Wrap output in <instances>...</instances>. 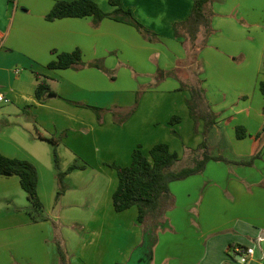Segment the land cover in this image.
<instances>
[{"label":"crops","instance_id":"1","mask_svg":"<svg viewBox=\"0 0 264 264\" xmlns=\"http://www.w3.org/2000/svg\"><path fill=\"white\" fill-rule=\"evenodd\" d=\"M56 1L0 0V93L10 100L0 103V154L36 166L38 193L44 216L49 218L34 221L35 210L20 178L0 175V264H59L54 223L62 231L72 264H122L141 243L142 231L136 207L122 212L114 209L118 177L109 164L130 165L135 148L140 145L148 154L155 144L169 143L174 129L169 124L174 111L141 115L142 104L147 97L154 100L162 94L178 99L182 121L175 129L182 134L187 125L195 139L190 144L194 148L202 141V122L195 132L187 106L190 94L176 91L180 84L172 77L159 84L171 93H145L136 113L122 125L115 123L111 113L100 124L85 105L121 110L133 106L139 86L157 82V67L165 71L176 68L186 52L179 47L174 24L188 18L193 1L121 0L125 9L159 33L166 41L163 45L145 41L135 27L110 18L98 28L93 27L92 17L47 21ZM95 1L106 12L115 9L108 0ZM214 7L217 32L198 58L200 77L218 115L209 140L211 151L225 156L233 146L238 157L261 153V158L253 167L211 161L205 175L173 182L176 203L167 214L173 232L162 235L153 264H264V109H254L248 101L252 94H262L264 43L257 51L238 46L240 35L245 39L251 35L247 25L264 39V0H215ZM76 49L82 50L84 63L104 59L108 68L117 71V79L110 81L97 68H48L57 58L53 50ZM239 55L255 57L249 88L238 82L243 78L233 71V60ZM152 56L158 57L153 60ZM130 66L140 74L133 77ZM36 73L48 80L57 96L43 102L36 98ZM212 87L218 91L210 90ZM238 126L245 128L246 138H237ZM51 139L56 142L62 172L74 163L82 166L66 174L68 190L58 201ZM170 147L175 151L181 146L175 142ZM79 224L83 227L77 233L74 229ZM179 237L185 240L181 247L175 243ZM162 247L167 248L165 256ZM242 247L253 248L254 254L233 252Z\"/></svg>","mask_w":264,"mask_h":264},{"label":"trees","instance_id":"2","mask_svg":"<svg viewBox=\"0 0 264 264\" xmlns=\"http://www.w3.org/2000/svg\"><path fill=\"white\" fill-rule=\"evenodd\" d=\"M108 1L115 7L112 12L104 11L95 0H57L45 18L47 21H55L63 18L92 17L94 28H98L104 19L110 18L135 27L140 34L150 41H153V38L154 41L157 40L156 33L141 23L134 16L131 9H125L121 4V0ZM192 1L193 8L188 18L174 24L175 36L185 46L186 57L179 60L177 67L173 70L159 69L155 78L157 83H161L170 77L175 78L180 82L178 90L189 92L190 97L187 99V106L191 118L195 122L196 132H198L199 123L203 122L202 141L197 148H190L191 154L195 156L194 164L180 169L175 168L181 160L180 155L165 142L155 144L148 154H145L142 146L139 145L134 149L132 162L128 166H120L115 163L109 164L111 168L116 170L118 177V185L113 193L114 209L117 212H122L136 207L138 209V223L142 231L140 245L132 251L128 262L125 264H152L155 249L159 242V231H166L171 228L167 214L175 207L176 203V198L171 191L173 182L203 174L211 161L222 162L229 166L253 167L255 161L261 158V153H257L247 160H232L223 155H214L211 151L209 140L213 129L217 125L218 115L210 106L205 90L202 88L204 79L199 74L200 63L198 58L200 53L207 47L209 36L215 31L212 25L216 16L214 11L215 0ZM150 36L153 37L150 38ZM52 52L56 54L57 58L48 64L50 69L62 70L77 66L97 68L109 76L111 80L117 78L116 70L108 68L104 59L84 63L81 49H76L73 52L58 53L56 50ZM180 71L181 74L178 76ZM36 76L39 83L35 95L40 102L46 101L52 96H57L52 93L47 79L43 78L40 73H36ZM260 91L264 95V81L260 82ZM140 99L141 95L137 92L134 105L128 108L130 111L126 115H114L115 121L120 125L124 124L136 112ZM72 103L84 106L82 103ZM85 106L91 108L97 114L100 124L103 122L102 113L113 112L115 109L121 110L117 106L111 108ZM181 121V116L174 115L170 119V124L175 125ZM172 132L178 134L175 130H172ZM66 134L67 132L63 136ZM236 134L238 139L247 137L245 128L241 126L237 127ZM51 142L55 144L54 159L58 170L56 201H58L68 190L65 183L66 174L76 168H82V166L74 163L68 171L62 172L56 142L52 139ZM0 175L18 176L23 190L27 193L28 199L34 207L33 220H49L44 216V206L38 193L39 174L33 163L0 154ZM54 228L59 264H72L63 238L58 234L59 231L55 223ZM242 249L244 250L245 247H242Z\"/></svg>","mask_w":264,"mask_h":264},{"label":"rangeland","instance_id":"3","mask_svg":"<svg viewBox=\"0 0 264 264\" xmlns=\"http://www.w3.org/2000/svg\"><path fill=\"white\" fill-rule=\"evenodd\" d=\"M214 11H215V7H214ZM215 13H216V16L218 15L217 14V12L215 11ZM135 16V15H134ZM215 16V17H216ZM136 17V16H135ZM137 18V17H136ZM138 19V18H137ZM139 20V19H138ZM140 21V20H139ZM141 22V21H140ZM142 23V22H141ZM144 24V23H143ZM149 30H151V31H153L152 29H150L146 24H144ZM212 25H213V23H212ZM245 27H248L247 29V32H249L251 35H249V38L248 39H245V38H243L241 35L239 36V40H238V42L240 43V44H238V46H243V48L244 49H247V50H249V49H251V50H254V51H257L258 49H262V45H263V43H264V39H261L260 37H259V35H258V32H256V30H255V28H253L252 26H245ZM251 28H253V29H251ZM213 29L215 30L210 36H209V38H208V40H207V42H208V45H207V47H205V49L206 48H208L209 47V42H210V40L212 39V37H213V35L217 32L216 31V29H215V27H214V25H213ZM138 31V30H137ZM139 32V31H138ZM154 32V31H153ZM156 35H157V40L156 41H154V38H153V41H150L149 39H147V38H145L142 34H141V36L143 37V39L145 40V41H148V42H150V43H152V44H158V45H163V44H165L166 43V41L165 40H163V38L159 35V33H156ZM243 35H245V34H243ZM153 36H150V38H152ZM178 40H180V39H178ZM179 47H182L184 50H185V46L182 44V42H181V40H180V42H179ZM204 49V50H205ZM185 52H186V50H185ZM201 54V53H200ZM157 57L158 56H155V57H151L153 60L154 59H157ZM151 59V60H152ZM183 59H185V58H183ZM182 59V60H183ZM232 59H234V58H232ZM254 60H255V57L253 56V60H251L249 57H245V56H242V55H239L238 57H237V59L235 58L233 61H235V63H236V66H235V68H234V72L235 73H238V76H240V77H242L243 79H239L238 80V82L239 83H243L244 85H246L248 88H249V80L252 78V75H253V66L255 65V62H254ZM179 60H177V62H178ZM246 61H247V65H245V67H244V64L246 63ZM250 63H251V66H250ZM128 69L131 71V74H132V76L133 77H135L136 76V73H138V74H140L139 72H137L133 67H128ZM159 69H163L162 67H157L156 68V70H155V72H154V77H155V75L157 74V72L159 71ZM175 69V68H174ZM163 70H165V69H163ZM173 70V69H172ZM169 71V70H168ZM183 71V70H182ZM183 73V72H182ZM115 74L117 75V71L115 72ZM180 74H181V71L179 72V75L178 76H180ZM108 78H109V76H108ZM117 79V78H116ZM109 80L110 81H112V82H114L115 80H111L110 78H109ZM166 80V79H165ZM164 80V81H165ZM175 80H177V79H175ZM178 82H179V80H177ZM163 82V81H162ZM162 82L161 83H157V82H147V83H145V84H142L141 86H139L140 88L139 89H137V92H139L140 93V95H141V98H142V96L145 94V93H147V92H151V90H153L154 92H158V94H159V92L161 93V92H165V93H167V92H170L171 93V91L172 90H170V91H168V89H160V85L162 84ZM160 84V85H159ZM179 84H180V82H179ZM157 88H159V90L157 89ZM202 88L205 90V94H206V97H207V99H208V101H209V97H208V88L207 87H205V81H203V83H202ZM221 90H223V88H220ZM210 90H212V91H214V92H217L218 91V88L217 87H212ZM176 91H179V90H176ZM181 92H188V91H181ZM157 95V94H156ZM163 96H160V95H158V98H155L154 100H152V98H146L147 100H145V103L144 104H142V108H141V115H168L171 111L173 112H175L173 115H179V116H181L182 114H180V113H178V111H180V107H178L179 106V103H177L178 102V99H174V98H172L173 97V95H170V96H165L166 94H162ZM151 97H153L152 96V94H151ZM167 97H171V98H167ZM141 100V99H140ZM245 100H247V99H245ZM248 101L250 102V103H252V106H253V108L254 109H264V95H262V94H260L259 92H256V94H252L251 95V97L249 96V98H248ZM210 102V101H209ZM210 106L212 107V109H213V106H212V104L210 103ZM156 107V108H155ZM129 107H126L125 108V110H114L113 112H108V113H111L112 115H126L129 111H130V109H128ZM156 109V111H153L152 109ZM138 109V108H137ZM214 110V109H213ZM137 111V110H136ZM136 113V112H135ZM134 113V114H135ZM96 114V113H95ZM107 113H102V115H103V117L106 115ZM133 114V115H134ZM97 115V114H96ZM136 115H139V113L138 114H136ZM115 123H117L116 121H115ZM118 125H120L119 123H117ZM169 124H170V121H169ZM171 125V124H170ZM175 126H176V124L175 125H171V127L170 128H174V129H172V130H175V131H177V129H175ZM186 126L187 125H185V133H183V132H181L182 134H174L173 132L171 133V140L169 141V145L171 146V145H173L174 146V143L176 142V144H178V147L179 146H181L180 147V149L179 150H175L179 155H180V157H181V160H180V162H178V164L176 165V169H180V168H183V167H186V166H191V165H193L194 164V160H195V156L193 155V154H191V150H190V148L191 149H195L193 146H191L190 144H193V141L195 140L194 139V137L192 136V134H191V132H187V128H186ZM202 127H203V122H202ZM194 130H195V122H194ZM191 131H192V129H191ZM198 131H199V125H198ZM196 132V131H195ZM176 136V137H175ZM232 148H233V151H230L229 150V152H227V153H223L226 157H229V158H237V159H239V158H248L249 159V157H247L246 155H243V156H241V157H238V155H236V152H235V150H234V147L232 146ZM57 151H58V149H57ZM58 154H59V152H58ZM53 155H54V147H53ZM223 165V164H222ZM228 169H230V168H228ZM200 175H202V174H200ZM203 175H205V172L203 173ZM207 176L209 175V174H206ZM210 176V175H209ZM168 219H169V217H168ZM169 222H170V220H169ZM82 227L83 226H80V224L79 225H76L75 226V232H77V233H79V232H81L82 231ZM171 229H168V230H166V231H163V230H161V231H159V242H158V244L161 242V237H162V235H165L167 232V234H169L170 232H173V231H170ZM63 232H64V230H63ZM61 237L63 236V234H62V231H59V233H58ZM65 234H66V231H65ZM57 235V234H56ZM63 238V237H62ZM165 238H163V240H164ZM181 240V238L179 237L178 239H177V241L175 242V243H177L178 244V247H181L182 245H183V243H184V241L185 240H183V241H180ZM54 242H55V244H56V241H55V235H54ZM165 242H163V244H164ZM162 244V245H163ZM140 245V244H139ZM136 248V247H135ZM134 248V249H135ZM133 249V250H134ZM166 247H162L161 248V255H163V256H165V255H167L166 254ZM171 248H168V251L169 252H171ZM132 254V253H131ZM131 256V255H130ZM130 258V257H129ZM129 258L127 259V261L125 262V263H127L128 262V260H129ZM125 263H122V264H125ZM153 264V263H152Z\"/></svg>","mask_w":264,"mask_h":264},{"label":"built area","instance_id":"4","mask_svg":"<svg viewBox=\"0 0 264 264\" xmlns=\"http://www.w3.org/2000/svg\"><path fill=\"white\" fill-rule=\"evenodd\" d=\"M9 102H10V100L4 94L0 93V103L1 104H7ZM233 252L242 253L243 255H245V254L253 255L254 254V249L253 248H248L247 250L235 249Z\"/></svg>","mask_w":264,"mask_h":264}]
</instances>
